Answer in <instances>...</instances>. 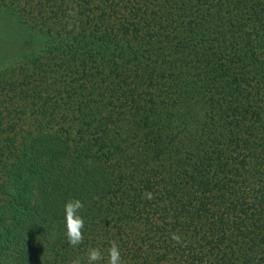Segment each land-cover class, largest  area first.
Returning a JSON list of instances; mask_svg holds the SVG:
<instances>
[{
	"label": "trees",
	"instance_id": "trees-1",
	"mask_svg": "<svg viewBox=\"0 0 264 264\" xmlns=\"http://www.w3.org/2000/svg\"><path fill=\"white\" fill-rule=\"evenodd\" d=\"M0 12L27 29L0 32V264H87L89 247L107 264L112 241L125 264H264V0Z\"/></svg>",
	"mask_w": 264,
	"mask_h": 264
},
{
	"label": "clouds",
	"instance_id": "clouds-1",
	"mask_svg": "<svg viewBox=\"0 0 264 264\" xmlns=\"http://www.w3.org/2000/svg\"><path fill=\"white\" fill-rule=\"evenodd\" d=\"M145 198L153 199V194L148 192L145 194ZM84 209L83 202L78 198H71L64 204L65 213V225L66 232L65 237L70 247H78L84 242L83 229L85 227L84 218L79 213ZM181 236L172 233L171 240L177 244L181 243ZM107 264H125L122 256L120 246L117 242L112 241L110 247L107 249ZM103 253L99 248L89 247L87 250V264H98L103 260ZM72 264H81L80 260H74Z\"/></svg>",
	"mask_w": 264,
	"mask_h": 264
},
{
	"label": "rangeland",
	"instance_id": "rangeland-1",
	"mask_svg": "<svg viewBox=\"0 0 264 264\" xmlns=\"http://www.w3.org/2000/svg\"><path fill=\"white\" fill-rule=\"evenodd\" d=\"M13 25L16 31L27 34L25 27L17 22V19L13 15H8L5 12H0V32L8 33L11 32L10 27H8V23ZM8 31V32H7ZM32 34V33H31ZM43 40V37L38 34H32L31 37L27 36L26 39L24 37V42L22 43V49H28V51H32L39 46V41ZM3 60V57H0V61Z\"/></svg>",
	"mask_w": 264,
	"mask_h": 264
}]
</instances>
